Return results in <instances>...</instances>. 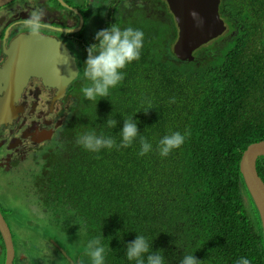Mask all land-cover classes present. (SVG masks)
I'll list each match as a JSON object with an SVG mask.
<instances>
[{
	"label": "trees",
	"instance_id": "obj_1",
	"mask_svg": "<svg viewBox=\"0 0 264 264\" xmlns=\"http://www.w3.org/2000/svg\"><path fill=\"white\" fill-rule=\"evenodd\" d=\"M152 10L137 6L122 26L139 28L143 45L106 97L85 99L82 73L75 81L72 132L65 131L57 158L37 176L31 195L42 215L35 219L74 230L83 264L85 242L100 235L105 264H130L124 245L136 234L161 249L165 264L190 253L198 264H234L241 256L263 264L260 218L238 165L249 144L264 140V0H220L226 32L191 60L172 52L171 13L160 20ZM128 116L152 151L137 155L135 139L95 153L76 144L77 133L89 130L118 144ZM109 118L112 128L105 126ZM171 131L187 135L161 157L156 141ZM256 169L264 183L263 156Z\"/></svg>",
	"mask_w": 264,
	"mask_h": 264
},
{
	"label": "flooded vegetation",
	"instance_id": "obj_2",
	"mask_svg": "<svg viewBox=\"0 0 264 264\" xmlns=\"http://www.w3.org/2000/svg\"><path fill=\"white\" fill-rule=\"evenodd\" d=\"M152 1L10 0L0 6V107L9 109L0 117V184H15L12 179L17 177L24 179V184H28L33 193L42 166L48 167L57 158V150L63 147L67 138L65 131L69 128L72 132L70 106L78 95L75 81L82 73L81 59L86 57L82 47L94 43V33L108 24L116 23L122 27L136 15L139 5L152 6L151 12L155 11L157 18L162 20L164 11L169 12L165 0ZM35 10L42 13L45 25L38 34L60 41L73 57L78 71L76 78L65 85L62 92L35 76L25 79L2 70L10 44L20 35L31 34L23 27L22 20ZM34 201L38 207L34 197L26 200L25 207L36 217L41 216L33 209ZM19 207L17 199L6 200L0 196V215L8 228L11 249L9 257L0 231V264H83L81 255L72 257L66 248L48 240L46 235L39 238L43 240L41 245H26L27 235L18 242L11 225L16 222L14 214Z\"/></svg>",
	"mask_w": 264,
	"mask_h": 264
},
{
	"label": "clouds",
	"instance_id": "obj_3",
	"mask_svg": "<svg viewBox=\"0 0 264 264\" xmlns=\"http://www.w3.org/2000/svg\"><path fill=\"white\" fill-rule=\"evenodd\" d=\"M220 19L223 21L225 27L224 32H226L225 22L221 17ZM22 25L29 33L38 34L45 27L42 23V13L39 10L33 11L22 20ZM143 37L144 33L139 28L130 26L120 27L116 23L108 24L106 27L94 33L93 41L95 42L86 46V57L83 61L82 77L87 83L80 88V93L85 99L96 101L106 97L109 90L122 81L125 74L121 69L126 64L139 58L143 45ZM114 125L115 121L111 118L105 121V126L109 128H112ZM118 134V144L113 137L96 134L91 130L77 133L75 142L83 149L93 153L99 152L101 149H111L114 146L128 147L134 139L138 140L139 144L137 155L142 156L153 150L151 142L143 136H138L136 121L131 116L123 119ZM186 135V132L171 131L161 136L156 141L155 151L161 157L167 156L171 150L178 148L184 142ZM101 238V235L98 237H90L84 244V255L88 258L89 264H105V255L108 246L106 247L101 243ZM262 242L264 264L263 233ZM150 243L145 235L136 234L131 241L126 242L124 245V259L130 262V264H165L161 249L153 251L150 248ZM198 261L190 253L182 256L179 264H198ZM234 264H251V262L249 258L241 256Z\"/></svg>",
	"mask_w": 264,
	"mask_h": 264
},
{
	"label": "water",
	"instance_id": "obj_4",
	"mask_svg": "<svg viewBox=\"0 0 264 264\" xmlns=\"http://www.w3.org/2000/svg\"><path fill=\"white\" fill-rule=\"evenodd\" d=\"M8 1L0 0V6ZM165 2L177 28L172 52L178 59L191 60L197 48L224 32L225 27L218 14L219 0ZM6 54L8 58L2 70L25 79L35 76L56 86L60 92L78 73L73 57L61 42L40 34L20 35L10 44ZM6 110L9 109L0 107V117ZM261 156L264 157V140L249 144L241 155L239 172L260 217L264 236V183L256 171V159ZM0 231L11 257L8 228L1 215ZM58 249L66 256L60 247ZM66 258L71 262L69 257Z\"/></svg>",
	"mask_w": 264,
	"mask_h": 264
},
{
	"label": "rangeland",
	"instance_id": "obj_5",
	"mask_svg": "<svg viewBox=\"0 0 264 264\" xmlns=\"http://www.w3.org/2000/svg\"><path fill=\"white\" fill-rule=\"evenodd\" d=\"M82 48L85 49L84 47ZM0 180H2L1 177ZM12 182L15 184H0V187L2 188L0 189V196H3L6 200L15 198L20 203L19 210L15 213L16 222L14 221L15 223L11 225L15 234H17L16 240L19 242L25 235H27L28 239L24 241L27 243L26 245L33 243L41 245L43 240L40 241L39 238L46 235L48 240H52L61 247L66 248L73 257L79 251L78 249L80 246L75 231L71 229H61L60 227L52 226L45 221H38L35 219L36 216L33 212L25 207L26 200L29 201L33 199L29 190L30 186L24 184V179H18L17 177L16 179H12ZM32 205L34 206L33 209L35 212L41 209L37 207L35 201Z\"/></svg>",
	"mask_w": 264,
	"mask_h": 264
}]
</instances>
